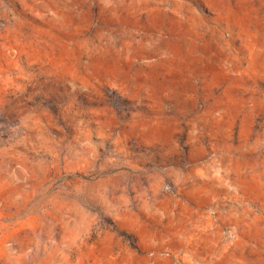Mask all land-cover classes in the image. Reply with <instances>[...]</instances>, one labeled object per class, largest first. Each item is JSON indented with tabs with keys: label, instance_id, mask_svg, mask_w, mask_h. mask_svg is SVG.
<instances>
[{
	"label": "rangeland",
	"instance_id": "374dc122",
	"mask_svg": "<svg viewBox=\"0 0 264 264\" xmlns=\"http://www.w3.org/2000/svg\"><path fill=\"white\" fill-rule=\"evenodd\" d=\"M0 264H264V0H0Z\"/></svg>",
	"mask_w": 264,
	"mask_h": 264
}]
</instances>
